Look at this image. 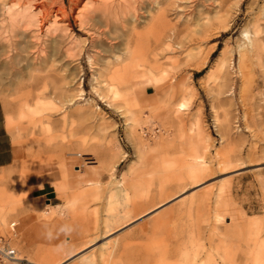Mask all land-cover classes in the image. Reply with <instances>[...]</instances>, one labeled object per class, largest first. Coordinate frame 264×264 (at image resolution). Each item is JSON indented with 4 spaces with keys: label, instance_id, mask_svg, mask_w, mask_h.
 <instances>
[{
    "label": "rangeland",
    "instance_id": "rangeland-1",
    "mask_svg": "<svg viewBox=\"0 0 264 264\" xmlns=\"http://www.w3.org/2000/svg\"><path fill=\"white\" fill-rule=\"evenodd\" d=\"M134 1L0 0V102L15 151L0 168L12 210L0 234L16 222L14 246L44 264H87L86 252L97 264H264V0ZM246 27L259 47L244 93ZM12 60L25 66L18 77ZM29 73L40 78L27 96ZM42 169L59 174L48 199ZM124 179L151 209L186 192L103 238L104 197Z\"/></svg>",
    "mask_w": 264,
    "mask_h": 264
},
{
    "label": "bare ground",
    "instance_id": "bare-ground-1",
    "mask_svg": "<svg viewBox=\"0 0 264 264\" xmlns=\"http://www.w3.org/2000/svg\"><path fill=\"white\" fill-rule=\"evenodd\" d=\"M136 1V0H135ZM134 1V2H135ZM133 2V1H131ZM137 3V2H136ZM44 4V3H42ZM130 5V4H129ZM136 5V4H135ZM43 7H46L45 4L42 5ZM48 9V8H47ZM262 10L264 12V6H262ZM262 12V11H261ZM48 14V13H47ZM262 14V13H261ZM84 25V24H83ZM19 29V28H18ZM16 33V32H15ZM255 33V32H254ZM16 35V34H15ZM243 37H244V40L242 42L239 43V46H238V53H239V69H240V72L243 76V79L245 81V84L243 85V88L241 89L244 93L246 92L247 90V85L246 83H250L251 80L253 79V71H254V67H252L249 63H247L248 61H250V58H255V54H256V51H257V48L259 47V43H258V40L256 38V36L253 34V32L249 29V28H245L243 30ZM56 41V40H55ZM60 43V42H58ZM18 44H16L15 47H17ZM50 45V44H49ZM55 45V44H53ZM6 46V45H5ZM51 47V46H49ZM26 48V47H25ZM5 49V48H4ZM17 49V48H16ZM27 49V48H26ZM59 49V48H57ZM2 50V49H1ZM18 50H20L18 48ZM55 50V48H54ZM126 50V49H125ZM16 51V50H15ZM50 51V50H49ZM233 51V50H232ZM22 52V51H21ZM212 52V51H211ZM258 52V51H257ZM127 53V52H125ZM52 54V53H51ZM55 54H56V51H55ZM58 54V53H57ZM210 54V53H209ZM50 55V53H49ZM131 55V54H130ZM13 57V56H12ZM15 57V55H14ZM21 57V56H20ZM19 57V58H20ZM47 57V56H46ZM10 59V58H9ZM18 60V58H16ZM46 59V58H44ZM227 59V58H226ZM254 60V59H252ZM3 61V60H2ZM205 61V60H203ZM13 62V60H12ZM251 62V61H250ZM254 62V61H253ZM11 63V62H10ZM9 63V64H10ZM202 63V62H201ZM3 65V64H2ZM4 65H7V64H4ZM3 65V66H4ZM11 72L13 74H15V76L22 73L23 70L25 68V66L21 65V61L17 62V61H14L12 64H11ZM203 65V64H201ZM3 66H2V69H3ZM200 66V65H199ZM9 69V68H8ZM0 70H1V67H0ZM6 71V69H3ZM26 70V69H25ZM4 71V72H5ZM7 72H10L7 70ZM25 72V71H24ZM11 75V74H10ZM9 75V76H10ZM142 75V74H141ZM2 75L0 74V77ZM14 76V75H12ZM28 79L30 80V83L26 84L27 87H30V91L28 92L27 96H30L32 95V91L34 88H36L38 86V83H39V76L34 74V73H29L28 74ZM4 78V77H2ZM16 78V77H15ZM120 78V77H119ZM10 79V78H9ZM123 79V78H122ZM144 80V79H143ZM119 80L116 81V83L118 82ZM131 81V80H130ZM184 82V81H183ZM182 82V83H183ZM121 83V82H119ZM125 83V82H124ZM127 83V82H126ZM140 83V82H139ZM142 83V82H141ZM181 83V84H182ZM114 84V83H113ZM116 89H119L118 87ZM174 89V88H173ZM178 91V90H177ZM118 92V91H117ZM115 92V93H117ZM179 92V91H178ZM241 92V91H240ZM241 92V93H243ZM241 94L242 95H244ZM115 95V94H114ZM38 98L41 99V95L39 93L38 95ZM38 104L40 105L41 104V101L38 102ZM38 105V106H39ZM184 106L183 104L181 105V107ZM162 140V139H161ZM167 140V139H166ZM165 140V141H166ZM167 142V141H166ZM169 142V141H168ZM163 140L160 141L159 143H157L158 145H163ZM166 144V143H165ZM198 150V149H197ZM198 159H202L204 158V156L202 154L198 155L197 157ZM196 163V162H195ZM62 169L64 170V172L66 174H68V169H67V166H66V163L63 164L62 166ZM127 179H124L123 181L120 180L118 182L117 185H115L114 187H112L111 189L108 190V192L106 193V196L104 197L105 198V216L104 218L102 219V224L105 228H103L104 230V236L103 238H108L109 236H111L112 234H114L115 232H117L118 230L124 228V227H127L129 224H132L134 222H136L137 220H139L140 218H143L147 215H150L156 211H158L159 209L163 208L164 206H166L167 204H169V202H173L174 200H178L180 198H182L184 195H185V192L186 190H182L180 193H178L177 195H175L174 197H172L171 199H169L168 201H165V202H162L160 203L159 205L155 206L153 209H151L152 207H144L143 204L137 202L136 200H133V197H132V190H133V187H131V184L127 183L125 184V181ZM127 182V181H126ZM131 183V182H130ZM200 184V183H199ZM98 185V184H97ZM133 185V183H132ZM200 186V185H199ZM138 187V186H137ZM136 187V189H137ZM95 188V187H94ZM135 188V187H134ZM135 189V191H136ZM225 189L226 188H221L220 191L217 193L215 199H216V202H218L219 200H221V197H222V193L225 192ZM138 190V189H137ZM141 190V189H140ZM106 191V190H105ZM134 191V190H133ZM134 191V192H135ZM133 192V193H134ZM144 192V190H143ZM143 192H140L141 194ZM146 193V192H145ZM226 193V192H225ZM137 194H138V191H137ZM136 194V195H137ZM135 195V196H136ZM138 198V196H136ZM140 197V196H139ZM142 197V196H141ZM140 197V198H141ZM6 196L4 195H0V225L1 226H6L7 224V220H8V217L9 215L12 213V210L6 200ZM225 214H221L220 212L217 211V213L215 214V218L217 220H222L224 219V216ZM41 216H45V215H41ZM52 222L53 219L52 218H42V223H49V222ZM99 221V219H98ZM16 225V222H11L10 224V228L11 230H9V232L11 231V235L10 237H7L8 241L10 240V243L13 245V247L17 250V248L14 246V242H13V238L16 236L17 232L12 229V226L13 225ZM53 228H58V227H61L62 226V223L60 221H57L55 223H52L51 224ZM102 226V227H103ZM100 227V224L95 223L93 225V228L91 227V230L87 231V232H92V230H97L98 228ZM90 229V228H88ZM98 232V231H97ZM96 234V233H95ZM194 234V233H193ZM93 237V236H92ZM97 239H98V236H95L94 238H92L91 240L88 241V243L90 244L88 247H85L83 249H81V251H79L77 254H82L83 252H85L86 250H88L89 248H91V246H93L96 242H97ZM87 241V240H86ZM86 243V242H85ZM108 243V240L103 242L102 246H101V251H102V255L105 256L107 253H108V250H110V247L107 245ZM105 244V245H104ZM106 246V247H105ZM121 248V247H119ZM194 249V248H193ZM205 251V250H204ZM18 252V255H21L19 253V251L17 250ZM88 252L86 253H83V260L87 263V264H95L96 261H95V258L93 257V254H87ZM114 253V252H113ZM184 253V251H183ZM258 253V250H256V254ZM259 253H260V250H259ZM87 254V255H86ZM121 254V253H120ZM201 254V253H200ZM198 254V255H200ZM101 255V254H100ZM73 256H76V255H73ZM21 257H23L21 255ZM45 258V256H44ZM70 258H73L72 256L71 257H67L66 259H63L61 260L59 263L57 264H65L67 262V260H69ZM27 259V258H25ZM30 263H33V264H44L42 261H31L29 259H27ZM98 261V259H96ZM116 261V260H115ZM97 264V263H96ZM115 264V263H114ZM184 264H237L235 262V260L233 258H231L229 255L228 256H225V257H222L220 261L216 260L215 258H213L212 256H209L208 258H206L205 260H197L196 257L192 258L191 260H189L188 262L184 263Z\"/></svg>",
    "mask_w": 264,
    "mask_h": 264
},
{
    "label": "crops",
    "instance_id": "crops-1",
    "mask_svg": "<svg viewBox=\"0 0 264 264\" xmlns=\"http://www.w3.org/2000/svg\"><path fill=\"white\" fill-rule=\"evenodd\" d=\"M15 161V151L12 144L11 135L6 126V119L2 104L0 102V168L10 166ZM40 173V180L43 187L39 188V194L48 199L49 195L55 193V189L52 187V183L59 181L58 173L55 170H46ZM69 174L70 186H78L81 183L75 182L74 178Z\"/></svg>",
    "mask_w": 264,
    "mask_h": 264
},
{
    "label": "built area",
    "instance_id": "built-area-1",
    "mask_svg": "<svg viewBox=\"0 0 264 264\" xmlns=\"http://www.w3.org/2000/svg\"><path fill=\"white\" fill-rule=\"evenodd\" d=\"M12 229L16 231L15 224ZM0 264H28V260L18 255L10 240L8 241L7 237L2 234H0Z\"/></svg>",
    "mask_w": 264,
    "mask_h": 264
}]
</instances>
